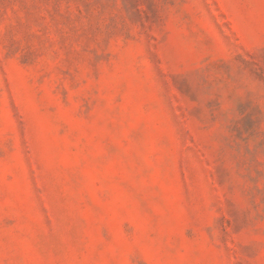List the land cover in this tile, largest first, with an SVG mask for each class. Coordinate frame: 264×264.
Masks as SVG:
<instances>
[{
	"label": "rangeland",
	"instance_id": "rangeland-1",
	"mask_svg": "<svg viewBox=\"0 0 264 264\" xmlns=\"http://www.w3.org/2000/svg\"><path fill=\"white\" fill-rule=\"evenodd\" d=\"M0 264H264V0H0Z\"/></svg>",
	"mask_w": 264,
	"mask_h": 264
}]
</instances>
